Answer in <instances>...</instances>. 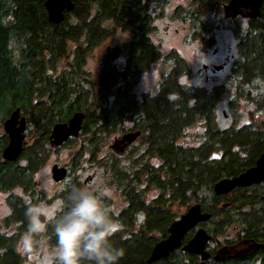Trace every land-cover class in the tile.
<instances>
[{
    "label": "trees",
    "instance_id": "trees-1",
    "mask_svg": "<svg viewBox=\"0 0 264 264\" xmlns=\"http://www.w3.org/2000/svg\"><path fill=\"white\" fill-rule=\"evenodd\" d=\"M73 1L74 9L65 11V18L54 23L49 20L45 0H0V124L4 125L20 106L27 126L37 133L32 141L24 140L15 160L2 156L9 135L5 130L1 133L0 190L21 187L33 197L36 172L53 149L49 139L53 126L83 111L80 134L87 139L80 152H88L93 158L99 155L107 134L142 132L125 155L110 153L103 163L124 202L118 210L112 209L122 225L114 242L126 249L120 264L196 263L199 255L181 248L153 263L148 258L183 213L179 206L188 209L198 202L203 211L211 213L201 225L206 226L218 249L243 240L263 244L246 256L212 259L211 264H264V181L237 186L226 194L214 191L220 179L239 175L256 164L264 151V117L219 128L217 104L230 86H185L180 80L185 66L181 59H176L155 94L137 92L141 74L161 55L151 33L153 11L164 0ZM200 1L197 12H188L189 18L193 16L198 31L209 32L215 18H201L206 2ZM230 19L239 37L233 82L237 95L245 97L242 84L264 77V0L258 17ZM118 31L131 36L104 51L94 81L85 70V59ZM196 125L202 129L192 133ZM76 138H69L59 147ZM202 189L210 190L208 199L199 195ZM12 193V214L5 223H20L22 231L9 233L5 223L0 222V264H23L16 244L27 226L26 207L35 204ZM53 223L49 221L46 237L56 243ZM194 233L191 229L185 235L183 245Z\"/></svg>",
    "mask_w": 264,
    "mask_h": 264
},
{
    "label": "rangeland",
    "instance_id": "rangeland-1",
    "mask_svg": "<svg viewBox=\"0 0 264 264\" xmlns=\"http://www.w3.org/2000/svg\"><path fill=\"white\" fill-rule=\"evenodd\" d=\"M204 1L206 3L201 12V18L203 20L215 18L212 30L204 33L197 30L198 27L192 19L193 16L189 18L188 14V12H197L200 0H164L162 5H157L153 11L154 30L151 35L153 42L160 46L161 55L143 71L136 90L140 95L143 92L155 94L173 69L176 59H181L185 62V66L182 69L180 80L185 86H203L207 89L222 85L230 86V90L220 96L217 104L216 114L219 128L225 129L231 125L240 126L258 121L264 117V77H255L249 83H243L241 90L247 94L245 97L237 95L236 84L233 82L234 58L239 55V37L234 30L235 23L232 19L225 17L223 5L227 2L226 0ZM130 36V33L118 31L87 55L84 66L91 79L95 81L98 78L104 51L109 46L117 45ZM205 38L210 40L209 43H206ZM119 61H123V58L120 57ZM216 64H224L225 67L219 71H212L211 68ZM233 100H237L238 104H232ZM200 129L202 127L196 125L192 128V133H196ZM2 132H4V127L3 124H0V135ZM124 133L126 132L118 131L107 134L101 143V151L95 158L88 152H80L81 144L87 139L84 134H80L75 140L67 142L59 148L53 147L36 172L38 190H35L33 197L27 195L21 187H17L13 191L0 190V222L5 223L12 214L10 203L12 192L24 196L27 201L31 200L35 204L49 207L53 213L50 221H54L55 217L67 208V196L69 187L72 185H98L100 195L105 203L110 208L119 209L123 204V198L116 185L111 182L103 163L110 153H115L110 145L116 137H120ZM25 134V139L30 142L37 133L28 125ZM193 142L192 144L196 143ZM126 160L128 159H124V161ZM56 163L69 168V177L65 180L57 182L53 179L51 169ZM209 194L210 190L208 189H202L199 192V195L205 199L209 198ZM179 210L184 213L187 206H179ZM9 223L8 221L4 226L7 232L19 233L22 231L20 223ZM200 227L206 229L204 225L197 226L196 229ZM49 229L48 225L46 231L40 236V244L34 247L33 254L31 256L23 255V264H51L56 261L54 251L56 243L46 237ZM227 237H230V234ZM224 238L225 234L220 236L221 241ZM207 249L209 251L213 249V254H215L218 244L210 240ZM199 261L200 257L197 262Z\"/></svg>",
    "mask_w": 264,
    "mask_h": 264
},
{
    "label": "water",
    "instance_id": "water-1",
    "mask_svg": "<svg viewBox=\"0 0 264 264\" xmlns=\"http://www.w3.org/2000/svg\"><path fill=\"white\" fill-rule=\"evenodd\" d=\"M263 0H229L225 3L224 13L227 18L243 16L256 18L261 14ZM49 20L60 23L65 18V11L71 12L75 7L73 0H45ZM225 67L224 64L214 65L212 71H219ZM207 68V65H205ZM85 117L83 111H76L67 122H57L49 136L52 147H59L71 137L79 136ZM4 130L9 135V142L2 151V156L8 160L18 158L23 150L26 130V117L21 116V107L14 109L4 122ZM141 130L128 131L121 137L116 138L110 145L111 149L119 155H124L127 147L140 135ZM52 177L59 182L67 178L69 170L67 166L58 163L52 166ZM264 181V151L257 159L256 164L249 167L239 175L224 177L214 185L216 194H226L237 186H250ZM211 213L203 211L201 203L192 204L179 218L172 222L167 237L158 241L152 249L148 262L153 263L169 256L172 252L183 249L190 253H196L200 261L192 264H211L212 259L221 260L227 257H243L250 254L254 249L262 247V243L254 240H243L235 245L224 246L213 254L207 249L211 234L200 227L195 230L193 237L183 245L185 235L196 228L197 225L210 219Z\"/></svg>",
    "mask_w": 264,
    "mask_h": 264
},
{
    "label": "clouds",
    "instance_id": "clouds-1",
    "mask_svg": "<svg viewBox=\"0 0 264 264\" xmlns=\"http://www.w3.org/2000/svg\"><path fill=\"white\" fill-rule=\"evenodd\" d=\"M67 200V208L52 224L57 264H120L126 249L118 246L114 237L122 225L100 195L99 186L72 185ZM52 217V210L45 205L30 203L26 207L27 226L16 244L19 254H33Z\"/></svg>",
    "mask_w": 264,
    "mask_h": 264
},
{
    "label": "flooded vegetation",
    "instance_id": "flooded-vegetation-1",
    "mask_svg": "<svg viewBox=\"0 0 264 264\" xmlns=\"http://www.w3.org/2000/svg\"><path fill=\"white\" fill-rule=\"evenodd\" d=\"M237 17H243V16H237ZM237 17H236V18H237ZM228 19H230V18H228ZM207 78H208V76H207ZM21 116H25V115L21 114ZM25 117H26V116H25ZM26 127H27V118H26ZM120 137H121V136H120ZM116 138H119V136L116 137ZM136 140H137V139H136ZM136 140H135V141H136ZM135 141H134V142H135ZM125 153H126V152H125ZM117 155H119V154H117ZM124 155H125V154H124ZM119 156H123V155H119ZM85 182H86V181H85ZM123 204H124V202H123ZM123 204L121 205V207L123 206ZM121 207H120V208H121ZM111 209H113V208H111ZM117 210H118V209H117ZM201 224H203V223H200V224L197 225V226H200ZM197 226H196V227H197ZM194 230H196V228H194Z\"/></svg>",
    "mask_w": 264,
    "mask_h": 264
}]
</instances>
